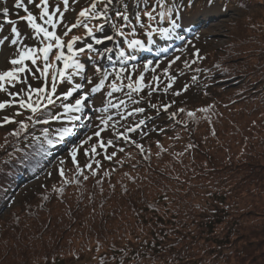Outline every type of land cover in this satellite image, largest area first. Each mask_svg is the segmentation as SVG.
<instances>
[{
  "label": "rangeland",
  "instance_id": "1",
  "mask_svg": "<svg viewBox=\"0 0 264 264\" xmlns=\"http://www.w3.org/2000/svg\"><path fill=\"white\" fill-rule=\"evenodd\" d=\"M149 1L67 0L65 3V0H47L48 14L45 15V5L41 0H24L28 11L37 18L36 23L60 37L61 43H58L55 39L38 32L27 20L21 19L28 13L23 8L16 7V0H0V73L18 69L23 63L27 64L18 80L12 81L8 78L0 81V84H3L0 88V103L5 99L13 100V97H6V94L10 95L11 92L14 94L19 89L27 88L28 84L38 85L41 82L40 88L45 89L43 93H48L47 97L50 96L52 101L59 103L60 112L57 118L62 120L59 121L60 126L61 123H66L63 131L67 130L63 136L61 134L56 137L58 146L43 161L42 168L37 173H27L20 179L21 184L9 196L11 205L18 203L25 195L34 194L35 197V192L49 186L60 170L69 164L83 163L91 155L96 154L98 157L96 163L106 161L113 153H116L119 160L124 159L119 154L120 147L129 142L137 143L147 134L160 132L158 129L172 119H181L187 130L198 128L199 132H202L204 129H200L201 124L195 126L194 122L195 120L197 123L204 122L201 112L206 108L209 109V115L213 112L212 116L215 114L219 117L222 114L225 118L223 125L218 127L222 133L226 130L222 136L223 141L233 134L237 125L246 130L259 128L258 135L264 136V121L258 119H264V102L261 103L257 99L259 92L256 93V98L249 97L247 100L243 98L245 93L241 92L222 106L225 99H230L235 94V90L241 89V85L234 80L231 81L230 76H227V79L224 77L228 70H239L248 77L251 70L257 69V62L264 59V0H251L252 5L249 8H241V4H228L226 7L223 2L195 0L189 14L183 13L175 18L174 23L177 25L171 33L151 35V39L147 41V38L141 35L147 31L144 18L152 12ZM172 1L173 4L168 8L171 10L176 8L174 15L189 7L188 0ZM5 7L9 9L8 13L2 11ZM84 10H87V13L82 16ZM245 11L250 13L249 20L254 25L251 28L253 32L251 35L254 36L251 43L241 48L238 60L227 62L216 71L211 70L210 59L220 60V57L224 59L235 49L238 26L234 20L238 19L237 12ZM121 15L124 19L130 16L132 21L140 24L135 25L134 32L131 33L133 41L141 42L137 48H134L132 41L126 39L128 36L126 33L124 35L117 33L122 31L121 24L124 23V19H117ZM171 18L173 16H169L168 22L172 23ZM90 20L101 21L102 24L97 25L95 29ZM162 27H166V24ZM13 28L17 31L13 32ZM69 43L72 44L71 49L68 48ZM49 44L52 48L45 60L42 50ZM25 49L33 50L35 62L28 59L21 64H12L11 61L19 59L20 53ZM61 53L69 61L70 66L67 69L64 68V59H57ZM45 64L49 65L47 71L44 70ZM77 64L84 66L77 70L79 68ZM60 71L64 72L63 78L60 77ZM34 73H37L39 78L43 75V79L31 83L29 77ZM246 77H240L239 81L243 82ZM53 81L55 92H52ZM68 92L72 95L66 96ZM85 96L87 99L81 105L66 107L75 105L76 100ZM218 100H221V105H218ZM167 102L171 105L161 108V105ZM178 102L183 104L175 108ZM10 109L11 107L5 105L0 110V117ZM245 109L249 112H245ZM34 117L35 115H31L30 119ZM59 124L54 121L43 131L48 133L61 131L64 125L59 127ZM206 131L208 132L207 129ZM241 131L238 129L234 135L240 134ZM258 156L261 161H252V167L261 168L259 172H264V167L258 165L264 164V148ZM258 176L252 174V177H247L243 181L255 183ZM47 196L50 201L46 200L41 206L37 203L44 198L26 206L25 203L17 204L21 212L26 214L27 208H30L34 217L39 219L38 222L35 220L33 222L36 223H32L37 224V237L30 235L31 249L37 257L42 253L51 254L53 257L60 249H74L73 242H78L79 246H88L92 243L93 249L99 247L95 243L109 241L99 238L106 234V230L95 218L87 216L90 205L87 208L80 204L75 214V203L73 204L72 198L66 194L64 197ZM110 204L119 215L123 211L122 220L118 219L120 222H111L118 227L117 236L124 233L130 236L129 232L134 226L125 224L123 196L115 197ZM84 209L88 210L83 211ZM33 210H36V213ZM8 211L9 209H6L1 213L0 218ZM74 216L75 220L69 222ZM80 217L81 222L76 223ZM86 218L88 220L84 225H80ZM51 227L56 233H62L63 242L62 237L56 238L55 233L49 231ZM132 241L137 244L139 240ZM59 245L64 247L58 248ZM121 245L123 248L127 246ZM79 252L81 259L91 258L92 251ZM240 260L242 262L235 264L262 263L259 258L255 262L245 261L243 258ZM70 263L71 260H68L67 264Z\"/></svg>",
  "mask_w": 264,
  "mask_h": 264
},
{
  "label": "trees",
  "instance_id": "2",
  "mask_svg": "<svg viewBox=\"0 0 264 264\" xmlns=\"http://www.w3.org/2000/svg\"><path fill=\"white\" fill-rule=\"evenodd\" d=\"M194 1H187L188 11L184 10L181 15L189 14ZM208 1L223 2L226 7L228 4H241V8L252 5L251 0ZM149 2L152 12L146 20H151L155 28L165 23L171 25L166 28L170 30L177 25L174 21L179 14H173L176 8H168L172 0ZM237 14L235 49L224 59H210L209 68L213 71L238 60L241 48L254 37L250 13ZM169 16H173L172 23L168 22ZM228 71L224 77L230 76L241 89L235 90L222 106L241 92L245 93V100L256 98L259 92L257 99L264 102V59L257 62V69L251 70L248 77L239 70ZM240 77L246 79L241 82ZM15 96L16 93L6 94L13 99ZM20 96L21 100L39 108L34 113L30 108L17 106L9 110L5 122L0 121V214L8 208L9 196L18 185L19 177L36 173L55 149L56 137L64 133L62 129L43 131L58 116L59 103H49L43 93L32 89L20 91L16 97ZM7 100L4 103L13 104L12 100ZM220 102L218 100V105ZM182 104L178 102L175 108ZM208 110L201 112L206 123L194 122L195 126L201 124L202 132L198 128L187 130L181 119H172L158 129L160 132L120 147L119 154L124 159L119 160L113 153L106 161L96 163L97 156H88L83 163L64 167L63 175L60 170L49 186L35 192V197L34 194L23 196L0 218V264H67L68 260L70 264H235L242 262L240 258L253 262L259 258L264 264V172L252 167V161H261L258 154L264 148V136L258 135L259 128L246 130L237 125L233 134L223 141L226 130L222 133L218 127L225 118L221 113L219 117L212 116L213 112L209 115ZM31 115L35 117L30 119ZM238 129L241 133L234 135ZM258 165L264 167L263 163ZM252 174L259 175L255 183L243 181ZM65 194L75 203V214L80 204L87 208L90 205L87 216L95 218L106 230L99 238L109 241L95 243L99 247L93 249L92 243L79 246L78 242H73L74 249H60L53 257L48 253L37 257L31 249L30 235L37 237V224L32 223L39 219L30 208L24 214L18 206L44 198L37 203L41 206L46 200L50 201L47 195L64 197ZM117 196H123L126 226H134L130 236L126 233L117 236L118 227L111 223L123 217V211L119 215L110 204ZM74 220L75 216L69 222ZM80 222L81 217L76 223ZM49 231L55 233L56 238L62 237L53 227ZM134 239L139 240L137 244ZM121 244L127 246L123 248ZM81 250L92 251L91 258L81 259Z\"/></svg>",
  "mask_w": 264,
  "mask_h": 264
},
{
  "label": "snow or ice",
  "instance_id": "3",
  "mask_svg": "<svg viewBox=\"0 0 264 264\" xmlns=\"http://www.w3.org/2000/svg\"><path fill=\"white\" fill-rule=\"evenodd\" d=\"M41 3L43 5H45L44 8V14L47 15L48 14V9H47V0H41ZM65 3H67V0H65ZM16 7L17 8H23L25 12H27V16L25 17H21V19L27 20L33 28H35L38 32H42L44 33L45 36L49 37V38H53L55 39L58 43H61L60 41V37L56 36V34L54 32H50L48 31L46 28L42 27L40 24L36 23V17L28 11V8L26 7L24 0H16ZM94 7V6H93ZM2 11L4 13H8L9 9L7 7L3 8ZM87 13V10H84V12L81 13V15H85ZM150 15V14H149ZM73 27H75V25H73ZM13 32H16V28L12 29ZM17 35H19V33H17ZM16 41H13V43H15ZM140 41H132L133 45H138L140 44ZM52 48V45L49 44L47 45L42 51L44 52V59L47 60L48 58V52L49 50ZM68 48L71 49L72 48V44L69 43L68 44ZM32 51L31 49H25L23 52L20 53L19 55V59H13L11 61L12 64L16 65V64H21L23 63V61L28 60V59H32L33 62H35V58L32 55ZM123 54V53H122ZM57 59H64V68L67 69L70 65H69V61L67 58L63 57V53H61V55L57 56ZM49 65L45 64V68L44 70L47 71ZM77 67H79V65L77 64ZM24 71V68H18V69H14L12 71H7L4 73H0V81H5L8 78L11 79H16V73L17 72H22ZM59 71V70H58ZM60 77L63 78L64 77V72L60 71ZM3 87V84H0V88ZM77 87H79V85H77ZM37 93H41L44 92L45 89L43 88H38L35 90ZM52 92H55V81H53V86H52ZM66 96H71L72 93L68 92L65 94ZM49 101V103H52L51 97H46ZM87 99V97H82L81 99L76 100L75 105H66L67 108H71V107H76L81 105L85 100ZM21 105L27 108H30L34 113L38 110L39 105H33L32 103H28L26 101H20ZM5 107V103H0V109ZM137 111H143V109H137ZM190 115H192V113H190ZM24 127H26V125H24ZM67 131V130H65ZM96 135L98 136L99 133H96ZM110 143V142H109ZM73 157H75V150H73ZM61 175H63V170H61Z\"/></svg>",
  "mask_w": 264,
  "mask_h": 264
}]
</instances>
